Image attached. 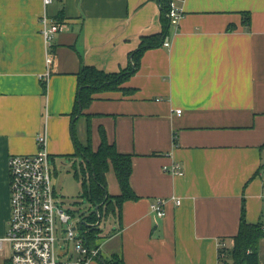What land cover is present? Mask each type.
I'll list each match as a JSON object with an SVG mask.
<instances>
[{
	"label": "crops",
	"instance_id": "crops-1",
	"mask_svg": "<svg viewBox=\"0 0 264 264\" xmlns=\"http://www.w3.org/2000/svg\"><path fill=\"white\" fill-rule=\"evenodd\" d=\"M182 8L175 27L159 0H0V238L10 220V157L36 154L46 134L53 173L69 163L76 170L80 159L74 174L83 185L76 145L89 147V131L94 152L104 131L131 157L136 195L99 226V264H220V244L233 246L244 207L247 223L264 226V0H186ZM44 14L64 26L48 80ZM164 33L117 90L94 94L88 118L72 117L85 66L125 71L145 38ZM174 163L184 175L164 171ZM106 181L116 203L112 164ZM158 199L167 200L163 218L151 210ZM61 255L70 260L73 247Z\"/></svg>",
	"mask_w": 264,
	"mask_h": 264
},
{
	"label": "built area",
	"instance_id": "built-area-1",
	"mask_svg": "<svg viewBox=\"0 0 264 264\" xmlns=\"http://www.w3.org/2000/svg\"><path fill=\"white\" fill-rule=\"evenodd\" d=\"M186 0H171L168 16L170 25L179 26L185 16L182 4ZM48 7L54 0H43ZM41 35L47 48L46 73L42 79H49L55 64L53 52L55 37L63 31V24L44 14L40 19ZM166 46H170L166 43ZM48 137L39 134L36 138L38 151L33 155H13L9 159L10 171V220L5 237L0 238V251L10 247V264H99V248H89L85 235L78 227L71 225L75 216L70 210L61 207L53 184V162L47 148ZM164 171L181 176L184 169L180 163L164 167ZM264 180V175H263ZM174 200V198H173ZM167 200L158 199L151 210L160 218L166 215ZM181 200H177L180 204ZM63 224L64 237L72 245L74 255L62 261L56 254V241L59 227Z\"/></svg>",
	"mask_w": 264,
	"mask_h": 264
},
{
	"label": "trees",
	"instance_id": "trees-1",
	"mask_svg": "<svg viewBox=\"0 0 264 264\" xmlns=\"http://www.w3.org/2000/svg\"><path fill=\"white\" fill-rule=\"evenodd\" d=\"M164 15H168L171 8V0H159ZM163 15V16H164ZM164 19L165 16H164ZM249 20V18L247 19ZM167 23V22H166ZM170 25V20L168 18ZM168 25V24H167ZM166 33L162 35L145 38L137 51L133 53L131 67L125 71L116 74H108L94 67L85 66L78 75L79 91L76 105L72 117H87L84 114L85 109L93 101L96 93L117 90L119 86L127 80L129 75L133 74L140 65L142 54L150 47L159 46L164 42ZM46 88V87H45ZM88 118V117H87ZM91 131H89V147L76 145L78 155L82 156L85 162V169L88 173V183L83 182V197L87 199L93 211L87 217L83 218L81 230L85 235L86 245L89 248L96 247L101 229L97 223L102 222L104 217H108L115 211V206L125 200L136 199L131 186L130 176L132 174V160L130 156L121 155L117 152L115 145H110L106 134L102 131V142L97 152L91 148ZM176 139V138H175ZM264 152V145L262 146ZM114 167L116 176L122 188L120 197H113L107 189L106 173L110 165ZM264 168V164H263ZM100 206L99 213L96 207ZM264 240V226L262 224H249L245 219V207L243 208L239 233L233 238V246L229 247L223 240L220 244V264H260L259 252L261 241ZM105 264H124L123 261L113 259Z\"/></svg>",
	"mask_w": 264,
	"mask_h": 264
},
{
	"label": "rangeland",
	"instance_id": "rangeland-1",
	"mask_svg": "<svg viewBox=\"0 0 264 264\" xmlns=\"http://www.w3.org/2000/svg\"><path fill=\"white\" fill-rule=\"evenodd\" d=\"M82 160L78 159L76 161L78 172L80 171V163ZM68 163V162H66ZM58 165V163H57ZM72 163H69L68 167H63L64 170L60 169L58 174L53 173V184L56 190V195L61 202V207L65 210H70L74 216V221L71 222V225L78 227L77 234L81 231L80 225L83 222V218L87 217L92 213L93 209L88 203L87 199L83 197V187L79 180L75 178V168L72 167ZM54 170V166H53ZM54 172V171H53ZM103 223L100 226L109 224L110 220H107L105 217L102 219ZM57 226L59 227V232L57 233L56 241V254L62 258V253H65L67 250L72 249V245L65 239L63 229L66 228L58 220ZM64 227V228H63ZM10 257L9 251H5L2 256L0 255V264H9L8 258Z\"/></svg>",
	"mask_w": 264,
	"mask_h": 264
},
{
	"label": "water",
	"instance_id": "water-1",
	"mask_svg": "<svg viewBox=\"0 0 264 264\" xmlns=\"http://www.w3.org/2000/svg\"><path fill=\"white\" fill-rule=\"evenodd\" d=\"M82 158H83V157H82ZM99 210H100V206H97V207H96V212L99 213ZM83 223H84V222H83ZM98 224H99V223H97V225H98Z\"/></svg>",
	"mask_w": 264,
	"mask_h": 264
}]
</instances>
